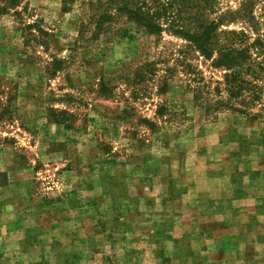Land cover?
I'll return each instance as SVG.
<instances>
[{
	"label": "rangeland",
	"instance_id": "obj_1",
	"mask_svg": "<svg viewBox=\"0 0 264 264\" xmlns=\"http://www.w3.org/2000/svg\"><path fill=\"white\" fill-rule=\"evenodd\" d=\"M89 1L22 0L20 15L0 11V197L10 225L17 220L53 237L76 225L66 217L78 209L60 201L95 198L92 185L123 159L139 166L142 154L182 157L217 145L213 135L240 142L248 156L264 143V98L250 111L260 114L254 126L248 115L208 108L227 98L224 69L169 30L150 35L118 18L96 31ZM189 2L184 9L198 22L221 20L222 29L244 32L250 43L264 33V0ZM216 87L222 91L213 95ZM91 213L85 207L84 231ZM30 240L35 248L55 244L44 234L22 246Z\"/></svg>",
	"mask_w": 264,
	"mask_h": 264
},
{
	"label": "crops",
	"instance_id": "obj_2",
	"mask_svg": "<svg viewBox=\"0 0 264 264\" xmlns=\"http://www.w3.org/2000/svg\"><path fill=\"white\" fill-rule=\"evenodd\" d=\"M213 136L217 145L182 157L142 154L139 166L114 164L92 185L95 198L60 201L78 211L66 217L74 229L59 237L17 220L10 225L0 197V247L13 244L0 252L3 264H264V143L248 156L240 142ZM85 207L92 208L87 231L79 226ZM19 231L24 237L12 238ZM44 234L58 246L21 244Z\"/></svg>",
	"mask_w": 264,
	"mask_h": 264
},
{
	"label": "trees",
	"instance_id": "obj_3",
	"mask_svg": "<svg viewBox=\"0 0 264 264\" xmlns=\"http://www.w3.org/2000/svg\"><path fill=\"white\" fill-rule=\"evenodd\" d=\"M0 2L3 3V7H0L3 14L14 10L20 15L27 9L22 5V0ZM189 3V0L89 1L91 14L96 18V31L103 30L106 23L124 18L150 35L169 30L191 42L202 56L211 60L212 66L226 71L224 86L227 98L216 99L208 108L232 109L250 116V122H257L260 114L250 111L260 105L264 98V33L250 43L244 32L222 29L221 20L198 22L197 13H192L189 8L184 9ZM32 26L35 23L29 24V28ZM201 88L198 87L196 91L199 92ZM221 91L216 87L212 93L220 94ZM195 100L198 104L199 100L203 101L197 94Z\"/></svg>",
	"mask_w": 264,
	"mask_h": 264
}]
</instances>
